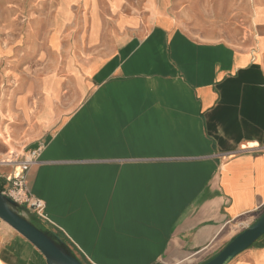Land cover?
<instances>
[{
  "label": "crops",
  "instance_id": "0c3cea01",
  "mask_svg": "<svg viewBox=\"0 0 264 264\" xmlns=\"http://www.w3.org/2000/svg\"><path fill=\"white\" fill-rule=\"evenodd\" d=\"M244 2L242 37L198 40L165 0L130 15L116 0L89 30L108 53L42 76L54 130L29 143L45 209L28 220L83 264H205L264 214V0ZM0 264L48 262L0 220ZM230 264H264V236Z\"/></svg>",
  "mask_w": 264,
  "mask_h": 264
},
{
  "label": "rangeland",
  "instance_id": "374dc122",
  "mask_svg": "<svg viewBox=\"0 0 264 264\" xmlns=\"http://www.w3.org/2000/svg\"><path fill=\"white\" fill-rule=\"evenodd\" d=\"M115 1L0 0V184L5 185L6 192L9 184L5 181L32 152L29 143L44 140L54 130L53 126L42 127L38 120L42 76L53 66L62 69L75 54L86 59L108 53L113 47L111 36L103 33L91 43L89 30L93 19L101 27L116 15ZM119 1L117 11L125 15L143 10L147 2ZM165 2L168 13L177 16L182 28L198 40H237L250 26L251 9L244 0H235V5L232 0ZM55 34L60 42L57 53L51 49L58 47ZM19 206L27 219L37 214L25 205Z\"/></svg>",
  "mask_w": 264,
  "mask_h": 264
},
{
  "label": "water",
  "instance_id": "95a60500",
  "mask_svg": "<svg viewBox=\"0 0 264 264\" xmlns=\"http://www.w3.org/2000/svg\"><path fill=\"white\" fill-rule=\"evenodd\" d=\"M11 207L21 208L9 197L0 193V220L28 240L42 253L48 264H83L62 246V241L59 238H53L40 230L24 215L14 211ZM263 236L264 214L238 234L217 256L205 264H230L240 254L255 245Z\"/></svg>",
  "mask_w": 264,
  "mask_h": 264
},
{
  "label": "built area",
  "instance_id": "2783aa9c",
  "mask_svg": "<svg viewBox=\"0 0 264 264\" xmlns=\"http://www.w3.org/2000/svg\"><path fill=\"white\" fill-rule=\"evenodd\" d=\"M40 150L32 151L20 164L19 168L8 178L9 190L2 194L9 197L18 205H25L38 214H43L45 204L36 199L30 191L28 172L38 163Z\"/></svg>",
  "mask_w": 264,
  "mask_h": 264
},
{
  "label": "bare ground",
  "instance_id": "6f19581e",
  "mask_svg": "<svg viewBox=\"0 0 264 264\" xmlns=\"http://www.w3.org/2000/svg\"><path fill=\"white\" fill-rule=\"evenodd\" d=\"M7 162H9V160L6 161V162H3V163H7ZM12 209H13V208H12ZM16 209L18 210L19 214L24 215V213H23L20 209H18V208H16ZM13 210H14V209H13ZM14 211H16V210H14Z\"/></svg>",
  "mask_w": 264,
  "mask_h": 264
},
{
  "label": "trees",
  "instance_id": "16d2710c",
  "mask_svg": "<svg viewBox=\"0 0 264 264\" xmlns=\"http://www.w3.org/2000/svg\"><path fill=\"white\" fill-rule=\"evenodd\" d=\"M0 192H2L1 189H0Z\"/></svg>",
  "mask_w": 264,
  "mask_h": 264
}]
</instances>
